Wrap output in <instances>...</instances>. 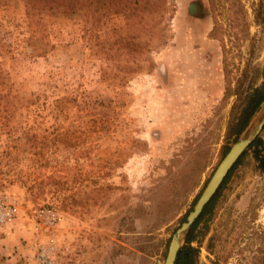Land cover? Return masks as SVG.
I'll list each match as a JSON object with an SVG mask.
<instances>
[{"label":"rangeland","instance_id":"obj_1","mask_svg":"<svg viewBox=\"0 0 264 264\" xmlns=\"http://www.w3.org/2000/svg\"><path fill=\"white\" fill-rule=\"evenodd\" d=\"M166 1L140 19L88 2L29 20L22 0H0V64L19 102L0 111V264H43L42 247L51 264L163 263L264 80V0ZM192 2L202 18L186 15ZM205 217L196 264H264L252 149Z\"/></svg>","mask_w":264,"mask_h":264},{"label":"trees","instance_id":"obj_2","mask_svg":"<svg viewBox=\"0 0 264 264\" xmlns=\"http://www.w3.org/2000/svg\"><path fill=\"white\" fill-rule=\"evenodd\" d=\"M24 2V12L25 16L30 20L35 16H42L45 14H54V13H77L81 10H86L88 7V2L94 5L92 12L102 13V14H113L121 13L126 17H138L139 19L145 14H162L166 9V0H22ZM132 17V18H133ZM159 21L151 23L150 28L158 26ZM1 41V40H0ZM35 51V48H32V52ZM39 55H43L45 50L37 52ZM2 55L0 48V57ZM18 95L12 90L10 76L7 71L1 67L0 64V111L10 112L19 104L17 100ZM264 98V80L257 86L248 91L244 98L243 104L239 111L238 117L235 122H231L226 131V137L229 141L234 135L237 136L240 131L243 129L245 124L248 121L249 116L258 106L259 102ZM56 106H59L61 103L60 99H56ZM1 115V114H0ZM1 117V116H0ZM2 118L5 120L8 119V116L3 115ZM262 140L260 136H257L249 145L247 150L240 156L237 162L233 165L234 169L237 165L243 162L246 155L249 153V150L252 149L253 156L257 160L258 168L261 172H264V153L261 151L259 146L261 145ZM228 143L224 144L222 148V154L224 155L228 150ZM232 169L228 172L227 176L221 183L216 194L211 198V200L205 205L202 213L196 219L194 224L191 226L190 231L186 235L185 243L180 248L175 264H196L198 256V247L193 246L191 243L197 237V226L200 221L205 217L208 219L212 213L213 203L219 190L224 185L225 181L229 177ZM198 197V196H197ZM196 197V198H197ZM196 200V199H195ZM185 217V216H184Z\"/></svg>","mask_w":264,"mask_h":264},{"label":"water","instance_id":"obj_3","mask_svg":"<svg viewBox=\"0 0 264 264\" xmlns=\"http://www.w3.org/2000/svg\"><path fill=\"white\" fill-rule=\"evenodd\" d=\"M264 126V98L249 116L247 123L229 146L226 153L220 159L212 174L208 178L196 201L186 214L184 220L171 234L168 242L165 258L162 264H175L177 254L185 243V238L191 226L202 213L205 205L216 194L221 183L237 162L240 156L249 147L250 143L259 136Z\"/></svg>","mask_w":264,"mask_h":264},{"label":"built area","instance_id":"obj_4","mask_svg":"<svg viewBox=\"0 0 264 264\" xmlns=\"http://www.w3.org/2000/svg\"><path fill=\"white\" fill-rule=\"evenodd\" d=\"M9 215L10 212H7ZM41 216L44 218L45 224H48L49 226H53L58 219L57 214L55 211L51 208H43L40 209L38 212ZM38 259L43 264H51V258L49 257V250L48 248L42 247L40 252H38Z\"/></svg>","mask_w":264,"mask_h":264},{"label":"flooded vegetation","instance_id":"obj_5","mask_svg":"<svg viewBox=\"0 0 264 264\" xmlns=\"http://www.w3.org/2000/svg\"><path fill=\"white\" fill-rule=\"evenodd\" d=\"M201 2L198 3V4H195V3H189V6L187 7V10H186V15L188 14L189 16H191V18L193 19H199V18H202L203 16L200 15V8H202L201 6Z\"/></svg>","mask_w":264,"mask_h":264}]
</instances>
